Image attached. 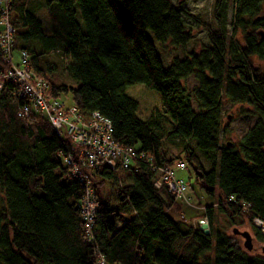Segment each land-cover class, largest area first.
<instances>
[{
	"label": "trees",
	"instance_id": "obj_1",
	"mask_svg": "<svg viewBox=\"0 0 264 264\" xmlns=\"http://www.w3.org/2000/svg\"><path fill=\"white\" fill-rule=\"evenodd\" d=\"M44 2L48 32L31 1L0 4V21L7 18L14 30L12 61L14 50L21 61L26 53L49 99L71 94L82 116L98 113L107 119L113 140L142 158L126 170L116 166L88 174L99 201L90 242L81 216L86 188L64 164L68 146L47 118L21 114L27 101L17 96L14 84L5 83L0 90V264H97L96 251L107 264H264V256L248 254L235 236L215 226L219 214L247 222L264 243L253 226L255 218L264 222V73L251 65L254 57L264 62V0H218L216 30L181 1ZM188 21L205 27L208 47L175 58L165 69L148 32L161 45L185 49L194 29ZM239 32L243 46L236 42ZM9 69L0 46V73ZM191 77L198 85L189 91L185 82ZM138 84L160 94L161 112L172 125L167 137L195 144L183 152L185 160L201 191L218 196L198 218L206 220L208 235L185 219L165 187H154V168L172 167L177 157L165 152L160 110L149 121L138 117V103L126 94ZM223 97L232 105L253 106L258 116L237 146L221 144ZM216 152L218 168L206 171L198 153ZM108 184L118 203L113 208L103 196ZM122 213L131 217L125 221Z\"/></svg>",
	"mask_w": 264,
	"mask_h": 264
},
{
	"label": "rangeland",
	"instance_id": "obj_2",
	"mask_svg": "<svg viewBox=\"0 0 264 264\" xmlns=\"http://www.w3.org/2000/svg\"><path fill=\"white\" fill-rule=\"evenodd\" d=\"M35 5V11L37 13V17L43 22L45 32H48V14L47 8L44 0H22L23 3L29 4V2ZM174 4L178 2H184L183 6L190 10L193 15L199 16L203 24L210 26L212 29H217V22L215 18L216 10H217V2L218 0H171ZM232 16V8H230L228 12V23L230 22ZM192 24L191 21H188ZM194 27L195 25L192 24ZM229 32L232 33V26H228ZM149 38L154 42L156 50L160 55L163 66L165 69H168L172 64L175 58L183 59L190 52H201L204 48L208 47V34L204 26L199 28L194 27L192 33V40L187 45L185 49H178L171 46L169 43L161 45L157 43L154 38L152 32H148ZM236 42L239 46H243L242 34L239 32L236 36ZM55 58V56H54ZM53 63V61H51ZM13 64L20 65L21 64V54L18 50H14L13 52ZM251 65L253 68L264 73V62L260 61L258 58L254 57L251 59ZM67 85L72 87H76L72 81L67 80ZM197 82L191 77L185 82V86L191 91L195 86H197ZM126 94L132 98L134 101L138 103V112L137 115L142 121H149L151 115L154 110L159 111L158 123L159 130L158 132L162 134L163 146L165 148V152L167 157H177L174 161V165L181 160H183L186 164V169L183 171H179L176 173V177L178 179L183 180L187 186L186 198L189 201L188 203L179 201L182 206V215H184L185 219L189 222L190 220L193 222L192 224L196 225L198 223V218L204 212V206L215 205L218 201V196L208 197L206 196L199 186L196 184L195 175L191 166H189L185 160V152L186 148L195 149L194 142H183L178 139H169L167 137L168 132H170L172 125L170 120L162 114V100L159 93L155 91H151L146 88L144 85H133L127 88ZM59 102L64 105L66 109L73 106L72 96L71 94L62 95L59 99ZM222 111H223V127L224 132L221 134V144H231L237 146L239 140L248 132V130L256 123L258 116L256 114V110L253 106L250 105H232L226 100L224 97L222 98ZM178 157H180L178 159ZM198 157L200 158L204 168L206 171H210L212 169H217L219 165V153H198ZM122 172L120 171L119 176H122ZM104 198L108 201L110 208L116 207L118 203H116L117 199L113 194V186L112 184H108L105 186L103 191ZM171 216L174 219H179L176 214L172 213ZM123 220L127 221L131 216L126 213H122ZM216 230L222 231L228 236H235L233 234V230L237 229L241 232H249L253 238L254 250L252 252H248L244 249V240L235 236V241L242 247V249L248 254L252 255H262L264 256V243H261L256 238V231L249 225V223L244 222L240 223L239 220H235L231 222L225 217V215L219 214L216 219ZM210 257L214 256L212 253L209 255Z\"/></svg>",
	"mask_w": 264,
	"mask_h": 264
},
{
	"label": "built area",
	"instance_id": "obj_3",
	"mask_svg": "<svg viewBox=\"0 0 264 264\" xmlns=\"http://www.w3.org/2000/svg\"><path fill=\"white\" fill-rule=\"evenodd\" d=\"M6 0H0L4 4ZM2 4V5H3ZM0 46L5 53V61L10 64V69L0 73V90L5 83H12L16 87L19 98L27 101L21 114L29 115L37 113L48 119L56 134L68 146L64 157V164L69 167L71 178L79 180L86 188L85 198L81 205V216L84 222V230L88 240H93L94 224L99 210V201L91 188L88 174L102 168L122 169L130 168L136 159H141L133 149L124 148L112 138L111 123L93 113L84 117L72 106L68 109L59 100L49 99L46 95L47 86L30 70L27 63V54H22L20 65H14L11 56L14 30L8 19L0 21ZM186 169V165L177 162L169 168H154L158 171L154 187L157 190L165 187L176 201L188 203L186 192L187 184L176 177V173ZM206 224V220L198 222ZM253 226L260 229L264 235V222L258 218L253 220ZM97 264H107L104 257L98 252Z\"/></svg>",
	"mask_w": 264,
	"mask_h": 264
},
{
	"label": "water",
	"instance_id": "obj_4",
	"mask_svg": "<svg viewBox=\"0 0 264 264\" xmlns=\"http://www.w3.org/2000/svg\"><path fill=\"white\" fill-rule=\"evenodd\" d=\"M261 36L264 37L262 34H261ZM201 229L204 231V233L206 235L209 234V229H208L207 224L201 225ZM233 234L235 236L241 237L244 240L243 246H244L245 250H247L248 252H252L254 250L253 238H252V236H251V234L249 232H247V231L241 232V231H239L237 229H234L233 230Z\"/></svg>",
	"mask_w": 264,
	"mask_h": 264
}]
</instances>
